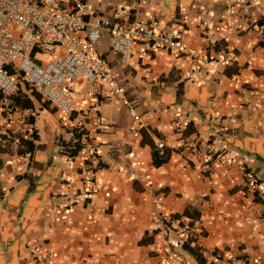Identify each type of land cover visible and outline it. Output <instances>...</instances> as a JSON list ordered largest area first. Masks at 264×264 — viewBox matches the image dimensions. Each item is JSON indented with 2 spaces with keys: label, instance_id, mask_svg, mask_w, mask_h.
Returning <instances> with one entry per match:
<instances>
[{
  "label": "crops",
  "instance_id": "1",
  "mask_svg": "<svg viewBox=\"0 0 264 264\" xmlns=\"http://www.w3.org/2000/svg\"><path fill=\"white\" fill-rule=\"evenodd\" d=\"M81 1L96 18L112 20L122 9L129 21L184 26L186 46L212 61L208 77L188 79L191 61L162 50L125 65L103 32L95 52L127 105L103 88L96 115L73 116L65 126L22 83L13 98L0 97L4 111L29 110L33 133L31 142L0 144V264H37L34 247L47 264H167L172 252L178 264H264L263 197L247 179L264 170V0H245L234 14L225 11L230 0ZM85 88L83 81L72 88L74 101ZM177 116L188 125L175 128ZM81 135L95 150L84 163L97 192L60 210L63 178L72 193L83 188L74 169ZM156 141L166 155L159 166ZM171 215L190 231L188 248L165 247L176 227L164 225Z\"/></svg>",
  "mask_w": 264,
  "mask_h": 264
},
{
  "label": "built area",
  "instance_id": "2",
  "mask_svg": "<svg viewBox=\"0 0 264 264\" xmlns=\"http://www.w3.org/2000/svg\"><path fill=\"white\" fill-rule=\"evenodd\" d=\"M244 2L230 0L226 13H236ZM91 14V9L81 0H0L1 99L13 98L19 83H22L33 95L55 108L65 126L71 123L73 116L87 118L96 115L103 88L127 105L123 91L95 52L103 32L108 34L110 50L125 65L149 59L162 50L175 60L185 57L191 61L188 79L208 77L212 61L186 46L184 38L188 31L184 26L163 28L158 21H129L122 9L116 10L112 20ZM181 15L183 24H186L188 19L184 13ZM195 19L202 21L203 13L196 15ZM79 81L86 85L80 103L72 98V88ZM241 86L242 83L232 80L234 89ZM88 102L91 105L84 107ZM10 110L4 111L0 102V144L31 142L33 133L27 122L31 115L29 110L16 106ZM130 114L140 127H144L143 121L132 114V110ZM187 125V119L175 117V128ZM100 128L99 124L95 126L96 130ZM76 143L80 161L74 163L75 157L69 155L65 158V166L71 169L74 163L76 173L83 179V188L78 194L72 193L67 179L63 178L64 203L58 206L60 210L85 202L97 192L94 173L84 163L95 155L89 136H79ZM154 148L161 153L163 143L156 141ZM208 153L213 154L211 149ZM218 155L213 156L214 163L219 162ZM127 158H130L129 154ZM247 179L251 188L261 193L264 201V170L260 177L247 173ZM173 222L176 226L170 230L173 238L165 242L169 251L179 248L186 235L190 234L187 229L179 227L178 221ZM31 254L37 264H47L49 256L39 247H34ZM166 262L178 264L174 252L167 255ZM224 264H235V260L228 259Z\"/></svg>",
  "mask_w": 264,
  "mask_h": 264
},
{
  "label": "trees",
  "instance_id": "3",
  "mask_svg": "<svg viewBox=\"0 0 264 264\" xmlns=\"http://www.w3.org/2000/svg\"><path fill=\"white\" fill-rule=\"evenodd\" d=\"M75 152H76V148L72 149V153L71 154H74ZM152 160H153V165L154 166H159L160 164H162L163 162H165L166 155H165L164 151H162L161 153H159L156 150L153 153V155H152ZM254 195L257 196V193H255V191H254ZM262 203L264 204V201H262ZM176 220H178V218L175 217V216H173V215H171V216H169L168 221L164 223V225L166 227H168L173 221H176ZM192 241H193L192 235L191 234H187L186 237H185V239L182 241L180 247H182V248H186L187 247L188 248V244H190Z\"/></svg>",
  "mask_w": 264,
  "mask_h": 264
},
{
  "label": "rangeland",
  "instance_id": "4",
  "mask_svg": "<svg viewBox=\"0 0 264 264\" xmlns=\"http://www.w3.org/2000/svg\"><path fill=\"white\" fill-rule=\"evenodd\" d=\"M32 257V256H31ZM32 260L34 261V259L32 258Z\"/></svg>",
  "mask_w": 264,
  "mask_h": 264
}]
</instances>
